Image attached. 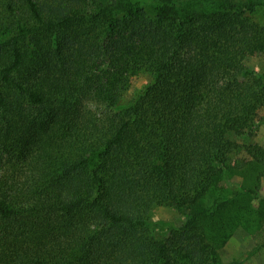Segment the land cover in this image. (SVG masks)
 I'll return each mask as SVG.
<instances>
[{
    "label": "trees",
    "instance_id": "trees-1",
    "mask_svg": "<svg viewBox=\"0 0 264 264\" xmlns=\"http://www.w3.org/2000/svg\"><path fill=\"white\" fill-rule=\"evenodd\" d=\"M260 8L0 0V264L251 257L226 261L222 234L264 217V145L236 140L264 112Z\"/></svg>",
    "mask_w": 264,
    "mask_h": 264
},
{
    "label": "rangeland",
    "instance_id": "rangeland-1",
    "mask_svg": "<svg viewBox=\"0 0 264 264\" xmlns=\"http://www.w3.org/2000/svg\"><path fill=\"white\" fill-rule=\"evenodd\" d=\"M253 20L258 24L264 25V9H257L251 14ZM254 69L264 71V64L258 62V59L251 61ZM150 80L147 74L140 73L133 79L130 90L126 97L131 98ZM261 120L256 122V126L251 133H247L236 138L239 142L250 143L256 142L264 145V112L261 113ZM235 140V137H231ZM254 209L264 204V176L259 180L256 190V198L252 199ZM180 211L173 206L157 207L153 210L152 220H177L180 218ZM224 245V259L226 261L240 258L245 253L255 250L254 254L242 264H264V217L258 219L254 225L246 227L237 225L233 229H227L222 234Z\"/></svg>",
    "mask_w": 264,
    "mask_h": 264
}]
</instances>
